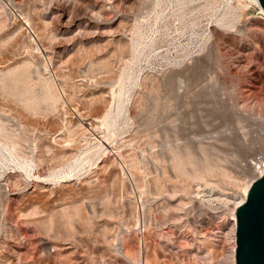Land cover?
I'll return each instance as SVG.
<instances>
[{"label": "rangeland", "instance_id": "obj_1", "mask_svg": "<svg viewBox=\"0 0 264 264\" xmlns=\"http://www.w3.org/2000/svg\"><path fill=\"white\" fill-rule=\"evenodd\" d=\"M0 73V264H232L264 137L254 3L0 0Z\"/></svg>", "mask_w": 264, "mask_h": 264}, {"label": "water", "instance_id": "obj_2", "mask_svg": "<svg viewBox=\"0 0 264 264\" xmlns=\"http://www.w3.org/2000/svg\"><path fill=\"white\" fill-rule=\"evenodd\" d=\"M235 219V264H264V173L251 182Z\"/></svg>", "mask_w": 264, "mask_h": 264}, {"label": "bare ground", "instance_id": "obj_3", "mask_svg": "<svg viewBox=\"0 0 264 264\" xmlns=\"http://www.w3.org/2000/svg\"><path fill=\"white\" fill-rule=\"evenodd\" d=\"M252 3H254L258 9L260 10V12L262 14H264V8L261 6V4L259 3V0H250ZM2 72V71H1ZM4 73H8V72H4ZM1 74V73H0ZM13 74V73H12ZM7 75V74H5ZM9 76V75H8ZM7 76V77H8ZM6 76H4V74L0 75V82L2 83V85H5V80L7 78ZM14 78V76H13ZM11 81V80H9ZM14 81V80H13ZM18 81V80H17ZM12 82V81H11ZM15 82V81H14ZM16 83V82H15ZM9 84V83H8ZM10 85V84H9ZM6 86V85H5ZM13 86V85H12ZM7 87V86H6ZM11 87V86H9ZM3 88V87H2ZM9 90V89H8ZM7 90V91H8ZM6 91V90H5ZM12 91V90H11ZM16 91V89L14 90ZM46 92V91H45ZM10 93V92H9ZM17 93V91H16ZM21 93V92H20ZM19 93V95H21ZM15 95V94H14ZM13 96V95H12ZM16 96V95H15ZM18 96V95H17ZM34 96V95H33ZM31 96V98L29 97L28 99H26L24 101V104L26 107L30 108L31 110H37L39 108V105L42 103V102H46L48 100H51V101H54L57 97L55 94H53V92H48L42 96H38V97H33ZM20 97V96H19ZM17 97V98H19ZM23 97V96H22ZM25 97V95H24ZM23 97V98H24ZM28 97V96H27ZM20 99V98H19ZM18 99V100H19ZM22 99V98H21ZM25 99V98H24ZM23 100V99H22ZM21 101V100H20ZM23 104V105H24ZM255 107L253 106V109ZM2 117V116H1ZM1 117H0V138H4L6 140V136H7V131H6V127L4 126L3 122H1ZM82 121H87L86 119H81ZM91 122V121H90ZM88 122L87 125H92L93 123H90ZM86 123V122H85ZM250 185H245L244 188L242 189V195L240 197H231L229 201H231V209H232V224H231V232L233 233V247L230 251V254H229V259L231 261L232 264L235 263V225H236V219H235V209L243 203V201L245 200V197H246V194H247V191L249 189ZM199 199L202 201V202H205L206 199H204V196L200 195L199 196ZM209 199V198H208ZM207 199V200H208ZM210 200V199H209ZM210 202V201H209ZM16 239V238H14ZM143 259V258H142ZM141 260V259H140ZM139 260V261H140Z\"/></svg>", "mask_w": 264, "mask_h": 264}, {"label": "built area", "instance_id": "obj_4", "mask_svg": "<svg viewBox=\"0 0 264 264\" xmlns=\"http://www.w3.org/2000/svg\"><path fill=\"white\" fill-rule=\"evenodd\" d=\"M250 165L254 171L255 179L260 178L264 173V137L262 139L260 152L251 159Z\"/></svg>", "mask_w": 264, "mask_h": 264}]
</instances>
